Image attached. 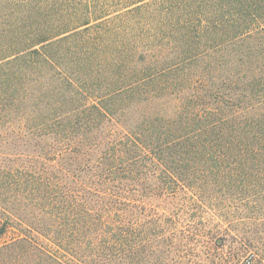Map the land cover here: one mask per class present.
<instances>
[{"label":"trees","instance_id":"16d2710c","mask_svg":"<svg viewBox=\"0 0 264 264\" xmlns=\"http://www.w3.org/2000/svg\"><path fill=\"white\" fill-rule=\"evenodd\" d=\"M0 233V264L264 260V0H0Z\"/></svg>","mask_w":264,"mask_h":264},{"label":"rangeland","instance_id":"374dc122","mask_svg":"<svg viewBox=\"0 0 264 264\" xmlns=\"http://www.w3.org/2000/svg\"><path fill=\"white\" fill-rule=\"evenodd\" d=\"M1 150L9 151L11 154L23 153V154L27 155L26 152H28V150L26 149L25 146L22 147V145H19L18 143H16L13 146H7L4 149L2 148ZM13 156L14 157H10V158H13V159L17 158V157H15L16 155H13ZM151 170H152V168H151ZM156 171H159V170L157 169ZM159 197H162V195H160ZM10 235H12V234L11 233H7V234H1L0 233V245L4 244V242H6L9 239ZM232 243H234V245L231 243H227L222 248L219 249L223 253V259L221 260V262L219 264H242V262H244V258H240V259H238V261L231 259L230 253L232 252V248L235 246L238 247V245L235 244L236 242H232ZM254 252H255V250H254ZM258 258H260V257H258ZM250 259H252V256L247 259V264H264V260H261V262H255L254 260H250ZM245 263H246V261H245Z\"/></svg>","mask_w":264,"mask_h":264}]
</instances>
